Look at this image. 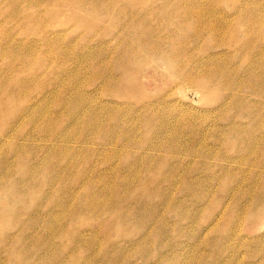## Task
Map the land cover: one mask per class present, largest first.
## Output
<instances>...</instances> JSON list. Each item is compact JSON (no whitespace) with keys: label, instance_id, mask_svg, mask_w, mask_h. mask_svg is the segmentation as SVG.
<instances>
[{"label":"rangeland","instance_id":"1","mask_svg":"<svg viewBox=\"0 0 264 264\" xmlns=\"http://www.w3.org/2000/svg\"><path fill=\"white\" fill-rule=\"evenodd\" d=\"M0 264H264V0H0Z\"/></svg>","mask_w":264,"mask_h":264}]
</instances>
